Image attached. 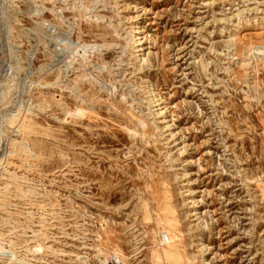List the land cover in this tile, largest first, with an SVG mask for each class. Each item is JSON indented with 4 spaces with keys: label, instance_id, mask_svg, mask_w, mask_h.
I'll return each mask as SVG.
<instances>
[{
    "label": "rangeland",
    "instance_id": "374dc122",
    "mask_svg": "<svg viewBox=\"0 0 264 264\" xmlns=\"http://www.w3.org/2000/svg\"><path fill=\"white\" fill-rule=\"evenodd\" d=\"M0 264H264V0H0Z\"/></svg>",
    "mask_w": 264,
    "mask_h": 264
}]
</instances>
